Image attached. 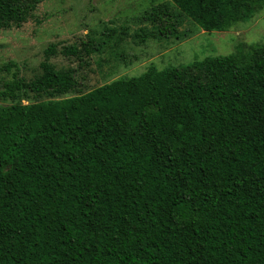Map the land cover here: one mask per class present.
Wrapping results in <instances>:
<instances>
[{
  "label": "trees",
  "instance_id": "16d2710c",
  "mask_svg": "<svg viewBox=\"0 0 264 264\" xmlns=\"http://www.w3.org/2000/svg\"><path fill=\"white\" fill-rule=\"evenodd\" d=\"M40 1L0 0V29ZM259 1L175 0L207 31ZM143 18L158 37L179 24ZM91 50L50 44L30 81L0 65V264H264V47L61 99L75 70L50 58Z\"/></svg>",
  "mask_w": 264,
  "mask_h": 264
},
{
  "label": "rangeland",
  "instance_id": "374dc122",
  "mask_svg": "<svg viewBox=\"0 0 264 264\" xmlns=\"http://www.w3.org/2000/svg\"><path fill=\"white\" fill-rule=\"evenodd\" d=\"M164 6L178 15L176 32L167 38L143 18ZM155 33L154 38H143ZM92 52L81 60L57 54L50 63L57 70H75L78 87L63 98L85 94L123 78L138 77L148 68H178L194 61L234 56L240 63L264 47V0L248 15L240 14L224 30L207 31L183 14L175 0H41L26 22L0 29V65L15 64L26 81L40 74L39 64L50 44L63 47L87 44ZM8 76L2 75L1 78ZM29 96L22 105L45 101Z\"/></svg>",
  "mask_w": 264,
  "mask_h": 264
}]
</instances>
